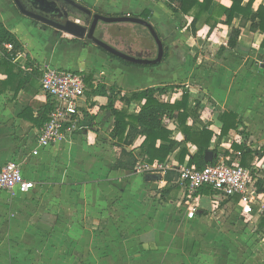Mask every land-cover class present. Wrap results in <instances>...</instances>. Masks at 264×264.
<instances>
[{"label":"crops","instance_id":"obj_1","mask_svg":"<svg viewBox=\"0 0 264 264\" xmlns=\"http://www.w3.org/2000/svg\"><path fill=\"white\" fill-rule=\"evenodd\" d=\"M84 1L99 6L96 0ZM142 1L148 0H127V2L122 0L119 5L114 6L117 5L123 9L124 5L132 4L138 7ZM248 1L245 0L244 5ZM261 5H264V0H255L253 13H256ZM231 6L230 0H214L210 11L203 14L199 20L194 34L190 28L194 17L173 16L162 0L163 17L174 19V24L170 21L171 24L162 25V36L178 35L182 45L178 47L176 41H173L172 45L175 47L171 51L170 60H166L163 64L151 65L154 67L142 68L114 57L86 39H77L64 32L65 40L60 41L57 35L54 36L53 49L49 50L47 57L42 58L34 50L36 49L34 39L37 40V37H33L32 33L46 35L49 33L47 26H35L31 19L23 17L13 0H0V21L17 35L25 48L24 54L14 62L24 73L21 81H17V84H23L22 89L17 93L10 89L0 94V166L15 162L21 166L27 179L34 181L37 185L44 184L47 189L44 200L53 199V202L61 204L62 209L73 214V220L67 217L70 227L73 226L72 221H82L79 218L81 216H84L87 221L92 220L88 217L90 213H100L99 211H102L100 206L106 203L121 208V211L128 215V220L139 218L143 221V215H149L151 212L152 188L157 184V188L160 189L157 195L159 200L155 196L154 202L158 203L157 200L160 201V199L169 202L172 201L171 197L179 195L182 198L181 208L185 209L186 214L189 209L186 204V189L176 181L168 186L163 180L164 174L160 175L158 181H146L147 174L113 170L122 152L116 145L117 142L111 137L115 117L108 107V98L96 94V91L100 90H97L98 88L104 87L105 92L114 101V109L137 114L144 101L126 104L121 100L122 96L141 92L147 88L176 86L179 88L156 97L163 103L175 104L182 100L184 92L188 94V107L193 115L189 117L187 125L200 130L207 128L213 133L210 149L205 154V161L211 163L215 160V163L241 165L244 151H236L233 145L245 146L253 152L246 159V168L257 167L260 171L257 183L259 181L264 183V157L257 156V153L264 148V145H261V143L264 144V104L261 103L264 101L262 98L264 95V35L253 32L251 21L244 20L241 15L235 16L231 26L227 25V17L223 9H229ZM145 10H150L152 15L150 8L142 11L136 9L137 12L122 11L116 15L141 16ZM115 11L118 9L115 8ZM179 21H184V24L182 25ZM233 29H240L241 34L238 46L230 49L227 47V42ZM180 51L182 58H179ZM1 56L0 53V61ZM28 60L32 63L31 65H27ZM72 66L75 68L72 69ZM47 68L80 72L93 90L86 95L82 103L81 130L74 132L73 135L67 134L55 146L42 149L37 156H33L31 153L37 147L39 131L47 122L41 126L45 116V106L49 102L41 88L42 74ZM15 73H20L18 68L15 69ZM7 79L6 72L0 71V81ZM225 112L238 115L241 122L237 130H231L227 136L222 137L223 124L220 116ZM87 117L94 118L93 126H84ZM164 125L172 132V139L185 142V136L175 118H165ZM232 135L235 136L233 139L230 137ZM143 142L144 138L139 137L132 146L125 149L133 151L140 157V147ZM186 145L190 155L193 156L197 152L196 146L192 143ZM178 152L179 150H176L163 163L171 167L168 170L176 169L177 171L179 167L184 166L195 168V166H188L191 156H187L185 162L180 164L176 157ZM156 163L160 164L158 162L153 164ZM257 183L255 185L257 198L252 204L250 214L242 213L243 204L239 196L227 198L223 194H216L205 188L208 193L200 191L196 201L200 206L199 212L192 220L197 219L204 209L215 211L223 203L225 207L235 206L236 210L245 217L254 218L253 224L260 231L259 235L264 238V212L261 210L264 192L257 191ZM166 188L170 189V193L166 199H163L161 191ZM6 194L13 200L24 201L23 197ZM89 200L92 202L90 203ZM225 200L226 203H224ZM63 215L65 213L61 216ZM96 216L101 217L100 214ZM158 216L160 226L152 228L161 236L162 210L158 212ZM102 218L97 221L98 224H101ZM148 221L149 219H146L144 222L148 223ZM139 226L145 230L143 224ZM61 229L57 227L56 231L59 232ZM69 235V231L64 234L56 233L54 241L65 244L71 239ZM99 236L94 239L102 244L101 239H104V235ZM145 242L148 241L145 240ZM145 242L142 243L143 246H148ZM55 259L61 263L67 262L65 257L61 259L56 256ZM152 260L154 258L148 259L154 262Z\"/></svg>","mask_w":264,"mask_h":264},{"label":"rangeland","instance_id":"obj_2","mask_svg":"<svg viewBox=\"0 0 264 264\" xmlns=\"http://www.w3.org/2000/svg\"><path fill=\"white\" fill-rule=\"evenodd\" d=\"M78 1L93 11L110 16L122 11L152 9L149 21L165 47L161 64L172 57L171 51L175 47L173 41L178 47L182 45L178 35L162 36V25L171 24L170 21L174 24L171 17H163L162 0L142 1L138 7L124 5L123 9L114 6L122 0H96L99 6L84 0ZM179 22L184 24V21ZM35 26L38 24L35 23ZM46 28L49 31L46 35L32 33L33 37H37V40L34 39V50L42 58L47 57L49 50L53 49L54 36L57 35L60 41L65 40L63 32L52 27ZM96 35L127 54L145 59L157 58V44L148 29L141 25L101 22ZM178 54L182 58L181 51ZM261 103L264 104V101ZM230 137L233 139L235 136ZM152 180L158 181L157 175L153 174ZM157 187L158 184L152 188L151 212L143 215V221L139 218L128 220V215L121 208L106 203L100 206V213H90L88 217L92 220L87 221L81 216L79 218L82 221H72V227L68 225V219H74L71 212L62 209L61 204L53 202V199L44 200L47 193L44 184H38L35 192L24 201L13 200L6 193L0 194V264H264V238L253 224L254 218L245 217L235 206L225 207L222 203L219 209H204L197 219L190 221L186 218L185 209L181 208L182 198L176 195L171 197L172 201L160 199V202L157 196L160 189ZM155 196L158 203L154 202ZM161 210L162 235L159 236L152 227L160 226L158 212ZM62 213L65 215L61 216ZM101 218L102 222L98 224ZM146 219H149L148 223L144 222ZM140 224L145 226V230ZM57 227L62 229L58 232ZM66 231L70 233L69 241L65 244L54 241L56 233L64 234ZM99 235H104L102 244L94 239L97 236L99 238ZM143 242L148 243V246H143ZM56 256L61 259L65 257L67 262L57 261ZM153 258L154 262L148 261Z\"/></svg>","mask_w":264,"mask_h":264},{"label":"trees","instance_id":"obj_3","mask_svg":"<svg viewBox=\"0 0 264 264\" xmlns=\"http://www.w3.org/2000/svg\"><path fill=\"white\" fill-rule=\"evenodd\" d=\"M167 8L172 12L173 16H193L191 23V32L196 33V26L203 16L207 14L214 0H163ZM232 2L231 8H224L227 20L226 24L231 26L236 15H241L244 20L251 21V30L264 35V5H261L256 13H253V4L255 0H249L244 5L245 0H230ZM121 16V15H116ZM141 18L149 21L152 18L151 11L145 10L141 14ZM240 29H233L231 36L228 39L227 47L235 49L238 46V40L240 38ZM11 46V49L8 48ZM264 46V42H263ZM25 52L24 45L19 40L17 35L9 30L4 23L0 21V71L4 70L8 75L6 81H0V94L12 89L16 93L22 89L23 84H17V81H21V76L24 74L18 67V64L14 63L16 59L23 55ZM27 65H31L30 60L27 61ZM147 67V66H140ZM154 67V66H148ZM18 68L20 73H15V69ZM16 85V86H15ZM90 87V93H92V86ZM102 88V89H101ZM98 88L96 94L102 95L109 100V109L115 117L114 129L111 132V137L117 143L116 145L121 148V156L116 161L113 170H125L130 172H136V168L144 161L148 164L158 162L160 164L165 163L169 156L176 150H179L177 160L180 164L185 162L187 156H191L187 148V143H192L197 148V152L190 157L188 166H195L196 169H203L210 164H215V160L211 163L205 161L206 151L210 149V145L213 138V133L204 128L203 130L190 127L187 125V121L193 112L189 109V96L184 92L183 98L180 102L175 104H168L161 102L156 95H163L170 91H174L179 87L166 86L164 88H147L141 92H133L121 97V100L126 104L133 102H143L140 111L137 114H129L125 111H118L114 109V101L108 96L104 87ZM114 91V89H112ZM94 92V91H93ZM51 110L50 102L45 106V116L41 122V126L48 120L49 112ZM177 113V115H175ZM165 118H175L180 126L181 132L185 136V142H178L172 139V132H170L164 125ZM94 118L85 120L84 126H93ZM220 121L223 124L221 136L225 137L231 130H237L241 122L238 115L225 112L220 116ZM139 137L144 138V142L140 147V157L133 153V151H127L125 147L133 145L135 140ZM160 143L159 146L158 143ZM236 151H244L241 166H247V158L252 155V151L246 149L245 146L233 145ZM257 156L264 157V148L261 152L257 153ZM179 177V173L175 170H167L164 173L163 180L167 182L168 186H171L174 181ZM146 181L153 179L151 175H146ZM160 179V175L158 177ZM257 191L259 193L264 192V183L259 181L257 183ZM202 193L207 194L208 190L203 189ZM170 189L166 188L161 191L163 199H166Z\"/></svg>","mask_w":264,"mask_h":264},{"label":"built area","instance_id":"obj_4","mask_svg":"<svg viewBox=\"0 0 264 264\" xmlns=\"http://www.w3.org/2000/svg\"><path fill=\"white\" fill-rule=\"evenodd\" d=\"M79 24V20L76 21ZM11 49V46H8ZM41 88L48 97L51 110L48 120L40 129L37 137V147L32 155L37 156L42 149H48L62 141L69 134L81 130L80 122L82 103L90 92L85 76L80 72L66 69L47 68L43 71ZM169 165L141 163L136 172L147 175H162ZM179 177L176 180L186 189V212L188 219H194L199 212L196 203L201 190L208 188L212 192L223 194L227 198L240 197L243 204L242 213L248 215L252 212V204L256 201L255 185L259 179L260 171L257 167L246 168L238 163L220 162L210 164L203 169L192 167H179ZM37 183L27 179L21 166L15 162H8L0 166V194L9 193L13 197L24 199L35 192ZM264 212V202L261 203Z\"/></svg>","mask_w":264,"mask_h":264},{"label":"water","instance_id":"obj_5","mask_svg":"<svg viewBox=\"0 0 264 264\" xmlns=\"http://www.w3.org/2000/svg\"><path fill=\"white\" fill-rule=\"evenodd\" d=\"M65 1L70 3L74 8H76L80 12H82L88 16L92 15V11L89 8L79 4L78 2H76L74 0H65ZM13 2L15 4L16 8L18 9V11L23 16H28V18H32L35 20H40L42 22H46V23L52 25L57 30L62 31L68 35H71L77 39H82V40L86 39V40L92 42L93 44H95L96 46H98L99 48H101L102 50H104L105 52H107V53L113 55L114 57H116L122 61H125L129 64L136 65V66H151V65H158V64L162 63V61H163V58L165 55V47H164V43H163L161 37L159 36L155 27L149 21L142 19L140 17H130V16L110 17V16H105L101 13H97L93 17V21H92L91 26L89 28L82 26V25H79L78 23H75L71 20L67 21L65 24H53V23H50V21L48 19L36 17L35 15L26 11L24 9V7L21 5L20 0H13ZM101 22L105 23V24L131 23V24H138V25H141V26L147 28L148 31L150 32L151 36L155 40V43L157 44V48H158L157 58L152 60V59H145V58L136 57V56L127 54L125 52H122V51L118 50L117 48L109 45L108 43L103 41L101 38L96 36L97 26Z\"/></svg>","mask_w":264,"mask_h":264},{"label":"flooded vegetation","instance_id":"obj_6","mask_svg":"<svg viewBox=\"0 0 264 264\" xmlns=\"http://www.w3.org/2000/svg\"><path fill=\"white\" fill-rule=\"evenodd\" d=\"M74 1L83 5L78 0H74ZM20 3L26 11L35 15L36 17L48 19L50 21V23H53V24H65L69 20L77 23L76 21L79 20L80 21L79 25H82V26L89 28L91 26L92 21H93V17L95 16V14L99 13L98 11L97 12L93 11L89 7L83 5L92 11V15L88 16V15L80 12L76 8H74L70 3H68L65 0H20ZM101 14H103V13H101ZM103 15H105V14H103ZM105 16H110V15H105ZM121 16L141 17V16H132V15H121ZM25 17H28V16H25ZM110 17H120V16L114 15V16H110ZM29 19H31L34 24L37 23L40 26H47V27L54 28L52 25H50L46 22H42L40 20H35L32 18H29ZM98 26H97V29H98ZM54 29H56V28H54ZM97 29H96V34H97Z\"/></svg>","mask_w":264,"mask_h":264}]
</instances>
